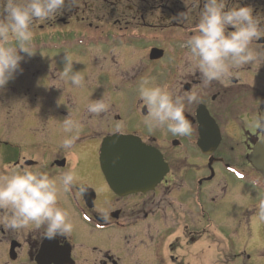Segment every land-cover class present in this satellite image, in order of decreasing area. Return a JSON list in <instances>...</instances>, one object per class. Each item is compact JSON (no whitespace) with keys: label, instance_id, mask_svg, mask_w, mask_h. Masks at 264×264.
Segmentation results:
<instances>
[{"label":"flooded vegetation","instance_id":"af4514ba","mask_svg":"<svg viewBox=\"0 0 264 264\" xmlns=\"http://www.w3.org/2000/svg\"><path fill=\"white\" fill-rule=\"evenodd\" d=\"M203 2L68 0L54 19L37 20L40 30H58L41 33V57L17 74L37 86L31 93L38 99L4 109L21 114L0 121V174L27 168L59 181L74 170L77 183L60 200L74 229L49 240L43 227H0L5 264H206L211 241V264H264V221L256 216L264 180L250 160L264 130L245 124L264 111V65L236 68L229 79L204 86L185 46ZM240 5L252 6L264 22V0H228L229 7ZM251 47L264 50V37ZM65 55L85 78L83 87L61 78ZM144 79L179 94L199 90V102L185 109L191 136L148 129L138 93ZM129 94L132 107L124 114ZM101 97L108 110L88 113ZM67 116L81 125L70 149L61 147Z\"/></svg>","mask_w":264,"mask_h":264},{"label":"clouds","instance_id":"9594fccd","mask_svg":"<svg viewBox=\"0 0 264 264\" xmlns=\"http://www.w3.org/2000/svg\"><path fill=\"white\" fill-rule=\"evenodd\" d=\"M68 0H0V90L23 72L25 57H32L34 21L54 19L66 10ZM186 18L185 13L179 14ZM264 37V22L257 19L250 5L229 7L228 0H204L199 21L186 41L190 66L201 74L205 87L213 81H225L233 70L246 65H264V50L251 47ZM63 63L72 86H84L85 78L71 68V57ZM139 98L147 108L144 123L149 130L166 129L173 136H191L193 127L185 116L186 105L199 102V90L179 94L167 85L148 79L141 81ZM104 98L87 105V112L99 115L108 110ZM246 127L264 130V111L245 121ZM80 123L68 116L62 121L66 134L61 147L70 149ZM77 183V175L69 169L57 181L47 172L14 168L0 174V227L20 230L44 228V237L52 240L71 235L74 224L69 211L61 206L62 193ZM256 216L264 221V199L256 205Z\"/></svg>","mask_w":264,"mask_h":264},{"label":"rangeland","instance_id":"374dc122","mask_svg":"<svg viewBox=\"0 0 264 264\" xmlns=\"http://www.w3.org/2000/svg\"><path fill=\"white\" fill-rule=\"evenodd\" d=\"M100 4H101V1L96 6H100ZM110 7H115V6L113 4H110ZM39 25H41V21H34V29H33L34 30V39L33 40H38L39 47H38L37 44L33 45L32 49L36 53H35L34 56H32L30 58L26 56L25 57V61L22 62L23 66H26L27 65L28 67L29 66L32 67L33 65L30 64V63L33 61V59L37 60L38 58L41 57V46L39 44V41H40L39 38H41V33H47V34H49L50 32H52L54 30H56V31L58 30V29L51 28V27H45L43 30H40V29H38L39 28ZM27 61H29V62L27 63ZM35 66H37V64H35ZM35 68H37V67H34L33 70H35ZM16 79H17V81H16L17 83L14 82V80H12V81H10V83H8V85L5 87V89L0 90V110L3 109L2 111H0V121H2V122H6V121L8 122V120L10 119V116L11 115H17V116H19L21 114V112H18L17 111V108H15L14 111H11V112H4V109H8L7 105L14 104L15 103V104L18 105V109H19L24 104L25 105H28V106H32L30 104L32 98L35 97V98L38 99V96H36V94H32L31 93V92H33L34 87L37 88V86L31 85V83H29L28 80H25V79L21 78L20 76H18ZM92 79H94V78H92ZM91 82H92V80H91ZM109 83L112 84V85H114L115 87H117V85L119 86L118 83H120V81L118 82V80H114V81L109 80ZM26 93L27 94L31 93V95H29L27 97V95H25ZM28 99H29V101H28ZM132 101H133V97L130 94L129 95H126V99L124 100L125 105H124V108H123V113L124 114L125 113L127 114L128 111L131 109V107H132ZM32 103L35 104V105H37L36 103H38V101L36 100L35 102H32ZM28 112H30V111H25V112H22V113L27 114ZM35 113H37L36 115H38L37 110H35ZM34 114L32 115V119H35L36 120V117L37 116L36 115L34 116ZM1 132H4V131H1L0 130V135L3 134ZM34 132H35V135L39 136V133H37V131H34ZM80 236H81V233L79 232L78 235H77V237L79 238ZM94 242L98 243V242H100V240L99 239H96V240H94ZM227 243L228 242H226V240L224 238H221V246H222V248H225V247L227 248ZM230 244L231 243H229V245ZM213 245H214V243L211 241L210 242V245L207 248V250H209V251L206 250L207 251L206 264H211L212 261H213V259H212V257H213L212 255L214 253L213 252V249L214 248H212ZM252 247L254 248V245ZM210 250L212 252H210ZM223 262H224V260H223ZM0 264H5L4 260H0Z\"/></svg>","mask_w":264,"mask_h":264},{"label":"water","instance_id":"95a60500","mask_svg":"<svg viewBox=\"0 0 264 264\" xmlns=\"http://www.w3.org/2000/svg\"><path fill=\"white\" fill-rule=\"evenodd\" d=\"M109 142H114L116 144H121V140H113V138L108 139ZM106 144V143H105ZM105 144L103 145L102 152L104 150ZM251 163L253 167L261 173L264 180V139H262L254 148L252 155L250 156Z\"/></svg>","mask_w":264,"mask_h":264}]
</instances>
